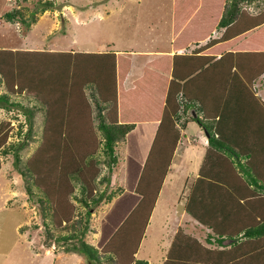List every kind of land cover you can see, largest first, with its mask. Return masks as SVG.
<instances>
[{
  "label": "trees",
  "instance_id": "obj_1",
  "mask_svg": "<svg viewBox=\"0 0 264 264\" xmlns=\"http://www.w3.org/2000/svg\"><path fill=\"white\" fill-rule=\"evenodd\" d=\"M253 1L224 0L220 4L215 26L224 31L217 41L244 37L264 23V5L258 6L256 13L242 8V4ZM49 9H54L50 0H38L34 10L27 15L20 6H12L2 14V18L8 23L22 24L27 32L30 24ZM238 46L235 42L234 49L226 48L214 61L215 56L211 57L205 67L206 61L195 57L192 68L183 76L178 75L173 67L164 71L159 59L156 62L161 64L160 69L152 68L150 71L154 75L149 76L152 84L146 88L141 81H136L129 89H124L122 85L129 69L128 54L0 48V87L13 92L18 88L32 94L36 103H33L31 111H42L40 141L28 158L22 161L19 156L21 147L27 140L33 139L34 120L28 108L24 110L25 138L0 147V154L12 155V165L21 178L27 200H35L41 218L51 217V226L64 230L62 234L56 233L44 224L48 244L61 246L65 252L79 253L87 264H148L145 260L135 259L134 253L177 143L176 112H186L196 106V116L190 119L207 135L205 161L213 170L211 179L214 177L226 184L219 187L220 196H207L204 205H212V200L219 201L220 209L225 212L224 218L235 217L236 222L239 216H235L233 211L237 207L241 210L245 207L252 214V222L257 225L240 232V238L245 236L247 239L238 243L229 237L230 231H234L228 226L231 223L222 224L224 231L230 230L224 234L216 229L213 220L208 222L205 217L206 224L199 217L200 213L188 206L186 211L211 228L217 235L214 240L226 249L207 250L200 247V250L188 244L182 255L193 259L194 264L204 260L211 264H239L240 260V264H243L245 255L253 252V258L259 262L252 264H264V178L260 177L264 176V135H258L261 130L264 133V102L251 87L264 71V49L241 51ZM178 59L180 55L172 56L174 63ZM212 66L215 68L210 69ZM200 70H207L215 77L214 85L210 86L218 97L213 110L204 104L212 102L202 95L205 87L193 100L186 96L189 95L188 82L194 76L198 77ZM157 88L162 94L156 101L149 96L148 89L152 90L153 95L157 94ZM182 96L183 100L180 98ZM15 105L8 101V94L0 92V108L9 109ZM138 106L143 110L150 109L151 117L158 119L149 154L135 187L141 197L103 245L97 248L84 241L86 233L93 231L89 221L90 211L102 200L108 202L112 197L111 193L105 194L104 189L94 187L96 181L108 183L106 176L97 179L101 169L98 149L101 146L103 161L110 172L117 161L115 147L133 128L132 110ZM199 112L204 116L199 117ZM227 129H243L244 133L238 132L240 136L235 141L230 138ZM0 145H3L2 138ZM213 154L220 158L216 167L211 164ZM203 172L204 166L201 164L198 174L201 176ZM229 178L238 180V183H228ZM75 186L78 195L74 193ZM227 187L235 191L241 189L240 194L244 192L245 198L233 197L235 192H230ZM115 189L120 190L119 187ZM72 200L78 202L83 208L82 212L79 210L73 214L70 211H74ZM219 207L214 209L219 210ZM200 211L206 213L205 209ZM243 223L241 221L240 225ZM209 238V235L206 236V239ZM187 240L192 243L190 238ZM257 244H263V253L247 250L249 245L255 248Z\"/></svg>",
  "mask_w": 264,
  "mask_h": 264
},
{
  "label": "rangeland",
  "instance_id": "obj_2",
  "mask_svg": "<svg viewBox=\"0 0 264 264\" xmlns=\"http://www.w3.org/2000/svg\"><path fill=\"white\" fill-rule=\"evenodd\" d=\"M7 1H9L11 7L20 6L22 12L27 15L32 10H34V6L38 0H0V48H13V46L19 47V45L21 47V45L26 41H39L41 39L37 38H39V36L42 34H44L45 36L51 26L52 32L50 34H47V36L43 38V42L41 43L43 44V49L47 47L46 44L48 41H52V39H54L53 42H57L56 46L59 45L62 46L61 49H67L63 50V52H71L69 48L74 46L78 47V51L76 52L81 53L97 51L107 52L113 51L115 49L138 52H142L144 49H149L154 52L163 51L165 50V48L170 49L171 43H165L164 40L165 38L166 41L170 39V35L168 33L170 30L169 22L171 15L173 16L172 22L175 25L176 33H182L189 27L198 32V29L196 27L201 21L204 20L203 22L205 23L203 25L207 32H205L206 36L203 38V40H200V44L202 46L204 44L202 42L206 41L210 35L213 34L212 36H218V31L222 30L221 28H217L215 26L217 18L216 20L212 21V23L206 22L212 20V18L208 19V16L211 17L213 15L214 17L216 15L215 5H217L218 3L222 4L224 2V0H221V2L220 0H117V4L119 7L117 8L115 0H50L54 5V9L45 10L42 13L41 17H37L38 20L35 23L30 24V31L27 33V39H24L21 43L22 40L20 38H22L26 34L24 26L18 22H13L7 26L4 25L2 14L11 8L4 6V2L6 3ZM260 5H264V0H255L251 3H244L242 4V8L246 9L249 12L252 11L256 13V10ZM198 16H200V19H198ZM208 26H210V28L207 29ZM261 27L262 26L259 25L254 31L248 33L244 37H234L232 38V40L220 42L221 44H219V46L214 47L217 48V51L219 50L221 52L226 48L234 49V43L236 42L237 44H239L238 47L240 49V46L244 47L248 41V38L258 30L260 31ZM173 29L174 28H172V31ZM221 35L222 31L219 35V38ZM61 36L63 37L62 39H60ZM73 37L76 42L75 45H71V40L73 39ZM192 39L194 38L192 37ZM176 41L177 44H181L183 42L180 37H178ZM58 42L62 43L60 44ZM200 44L197 43L196 40H193L191 42H187L185 44V48L183 46L180 49L184 51H192L197 48L198 45L200 46ZM260 49L258 48L257 50ZM132 58V64L136 69L134 74L129 78L127 84H129V82L134 78L135 80H137V82L139 81L140 76L138 75L140 74L141 67H143L146 62V60L142 57L133 56ZM148 58L151 59V56H149ZM156 58L162 60V56ZM209 59V57L202 58L203 62L206 61L204 67L207 65V60ZM150 64L151 63H148V65ZM146 68L151 70L153 66H151L150 68ZM203 70H200L198 72L200 74L198 75V77L195 78L194 76V82L196 79H199L200 76L207 73V70ZM193 73L195 72L193 71ZM147 77L149 78L148 80H151L148 74L144 77V79ZM143 87H149L148 81L146 84H144ZM158 88L160 89V87ZM159 89L157 94L153 95L152 90L150 91L148 89L149 96H151L156 101L162 94ZM14 90L15 92L8 91L3 86L0 87V92H5L6 94H8V101L13 102V104H17L15 105V107L13 106L9 109L0 108V138H2L3 141V145H0V147L6 145L10 141H16L17 139L22 140V138H25L23 136L26 130L24 110H26V108L30 109L34 107L33 103H36L32 94H28L26 93V91L20 90L18 88ZM194 90V83H188L189 95L186 96L194 97ZM204 90L205 91L202 93L203 96L209 98H211L210 95L212 94L216 96H214L213 98V103H204L206 107L210 106L213 110L215 108L214 105L216 104L218 97L216 93L212 91L210 85L205 87ZM153 91L155 92V90ZM148 92L146 91V93ZM180 98H182L183 100L184 96ZM32 99L34 100L33 102H31ZM194 107L196 110V106ZM31 112L34 120L32 127L33 139L27 140L26 144L23 145V147H21V149L19 150V156L21 157L22 161L28 158V156L33 152L35 147L38 145V142L40 141L38 137L41 133V126L43 124L41 121L42 111L32 110ZM176 113L177 115L175 116V123L177 126H175V128H177V131L179 132V142L181 136L187 138V145L184 148L186 152L184 164H187L188 166L186 169V172L189 171L188 176H190V173L192 172L194 174L196 173L199 178H204V180L208 178L211 179V173L213 172V170L205 161V154L208 150L205 141V139L207 138L206 134H204L205 136H203L202 132L200 131L197 135L195 133V131L197 130V127L195 125H191V132H186L183 128L185 127L187 121L191 120L189 112L179 111ZM202 115V112H199V117H201ZM151 128L152 127H149L147 130L137 131V134L130 133L125 135L124 140L120 142L117 147H115V155L118 162L116 161V166L113 167L110 172H108L107 167L103 161L104 155L101 153V146L99 147L97 157L101 161V169L97 179L101 176H106L108 177V183L96 181L94 187L97 190L104 189L105 194L111 193L112 195H115L117 193V190L115 188L118 187L119 182H121L120 185L125 190L130 189L129 187L133 183V178L135 177L139 162L142 159L145 148L147 147V141L150 138ZM227 132L229 133L230 138L235 141H237L240 136L238 132L244 133L243 129H240L239 131L227 129ZM182 145L183 139L180 143V146ZM179 151L180 148L177 149V155H179ZM212 159L213 163L211 164L215 165L216 167L217 162L220 159L219 155L213 154ZM192 161H195L196 164H193ZM0 162L3 164L2 170L0 171V264H87L86 260L79 253L77 254V252H65L63 250V247L61 246L55 245L53 243L48 244V240L45 237L44 224L50 229H54L51 226V217H47L43 220L39 215L38 205L37 203H35V200H27L21 178L18 173H16L15 168L12 165V155L10 153L6 155L0 154ZM201 164L202 166H204V172L201 173L203 175L200 176L198 174V171L196 172V169ZM173 165L174 164H172L171 167ZM190 168H193V170L191 171ZM186 172L182 173V177H176L174 174L171 176L169 175V178L172 181L169 184H173L177 192H180L185 188H190L191 183L185 181ZM260 177L264 178L263 175ZM74 193L78 195L77 186H75L74 188ZM127 195V192L124 193L123 197H120L117 203L114 204L110 215L103 218V222L101 224L102 233H105V230L108 228V226L110 227L113 221H116L118 219V216L120 215L119 212L121 211H117L116 213V210L119 209V207L117 208V204L118 202L126 200L125 198ZM10 198H12L11 202H8ZM188 200L190 201L192 200V198H189ZM71 202L74 206V211H70L73 212V214L74 212L76 214V212L79 210L81 212L83 211V208L78 204L77 201L72 200ZM102 202L103 200L99 204H101ZM209 206H216V204H209ZM94 209L90 211L89 221L91 223L94 222L95 218V215L93 213ZM240 210V207H237V209L233 211V213H235V216L240 213ZM249 213L250 212H248L245 217L246 221L240 225L241 227H243L242 231H233L229 233V237H232V239L234 241H238V243L239 241H244L247 239V237L245 236L242 237V239L239 238V235L241 234L240 232H244V229L257 225L256 222H252V214L248 215ZM199 217L205 221L207 219L208 222H212L213 220L216 225L219 222L218 215L206 216L200 214ZM239 218L241 217L239 216ZM207 221L205 222L206 224ZM23 224L25 225L18 230V225ZM174 224L175 222H173V219H171V221L167 223H165V220L162 218L159 220H152L150 225H152V228L155 229H153L154 231L152 230L151 232L153 234L154 232H156V230L160 229V227H164V229L166 227L170 228ZM198 224L205 227L197 228L196 236L202 237L200 242L198 241V246H200L202 249L207 250H213L221 247L219 246V242L217 240H214V237L216 238L217 236L215 232L211 228L206 226V224H201L200 222ZM190 225L191 223H188V226L183 223L180 224L182 233L189 234V237L192 236V233L190 232V229L192 228H190ZM205 229H208L209 231L205 232ZM53 232H60L62 234L64 233V230L54 229ZM86 235H90V232L86 233ZM206 235H209L210 238L206 239ZM95 240L97 241V238L95 236H93V238L89 237V239H87L86 236L84 237V241H86L87 243L91 242L92 244H94L96 242ZM175 240L178 241V238ZM188 244H190L191 246L190 241H188ZM256 246L257 247L252 248L249 245L247 250L252 249L257 253H259L260 251L261 253H263V244H257ZM225 249L226 247H224L222 250ZM163 251L165 252L166 249H163ZM172 251L173 249H170V253H172ZM256 252H254V254H257ZM143 253L144 250L141 247V249L139 248L138 250L136 258L135 255L134 258L142 259ZM68 254L70 256H68ZM247 254V256H252L253 252H249ZM238 263L240 264L241 261L239 260Z\"/></svg>",
  "mask_w": 264,
  "mask_h": 264
},
{
  "label": "crops",
  "instance_id": "obj_3",
  "mask_svg": "<svg viewBox=\"0 0 264 264\" xmlns=\"http://www.w3.org/2000/svg\"><path fill=\"white\" fill-rule=\"evenodd\" d=\"M221 2V0H220ZM113 3V1H112ZM116 3V7H118L117 4V0H115ZM4 6L5 7H11L9 4V1H7L6 3L4 2ZM219 9H220V3H218L217 5H215V12L216 15L213 17V15L210 17L208 16V19H211V21H207L206 23H212V21L218 20L219 18ZM42 15V14H41ZM41 15H39L41 17ZM107 16V15H106ZM172 15L170 18V30H169V35H170V39L168 41H166L165 38V43H171V48L167 49L165 48V50L163 51H158V52H154L151 51L149 49H144L142 52H138V51H131V50H113V51H107V52H111V53H115V54H128L129 55V69L123 79L122 85L124 89H129L131 86H133L135 84V82L137 80H135V78L133 80H131L128 83L129 78L134 74L135 72V67L132 64V57L133 56H137V57H142L143 59L146 60L145 65L143 67H141V71L140 74L138 76L139 77V81H142L143 84H146L148 81V84L151 85L152 82L150 80H148L149 78H145L144 77L148 74V76L153 77L154 75H152V73H150V69L149 72L146 70V67L150 66L152 64V62H154L153 68H157L160 69L159 67L161 66V64H159L158 62H156L157 60H159L156 57H161L162 56V67L164 69V71L166 70H170L171 67H173V70L178 73V75L183 76V74L185 72H188L189 69L192 68L193 63L195 62V57H213L215 56V59L219 58V50L217 51V48H215L214 46H219V44H221L219 41H217V39L219 38V35L221 34V31L223 32L224 29L221 28L222 30L218 31L219 34H217L218 36H212L210 35L206 41H203L202 43H204L201 46V39L203 40V38L206 36V29L204 27V23L203 21H199V25L196 27L198 29V32L194 31L193 28L189 27L188 29H186L184 32L182 33H176V28L175 25L172 22ZM198 19H200V16H198ZM38 20V19H37ZM4 21V20H3ZM11 23L5 22L4 21V25H10ZM5 26V27H6ZM261 30L255 32L252 34L251 37L248 38V42L245 44V46H240L241 51H249V50H257L258 48H263L264 49V23L261 24ZM172 28L173 31H172ZM210 28V26L207 27V29ZM30 31V29L26 32V34L20 38L23 42L24 39H27V33ZM52 32L51 26L47 31V34H50ZM47 34L44 36V34L40 35L39 38L37 39H41L39 41H26L24 44L19 45V47H14L13 49H43L44 47L42 46L43 44H41L43 42V38L47 36ZM180 37L181 40L183 41L181 44H177V38ZM192 37L194 39H192ZM63 37L61 36L60 39H62ZM192 39V40H191ZM54 39H52V41H48L47 42V47L45 49L48 50H59V51H63V50H67V49H61L62 46H56V43L53 42ZM193 40H196L197 43L200 44V46L198 45L197 48H195L194 50H188V51H184L180 48H182L184 46L185 48V44L187 42H191ZM199 41V42H198ZM225 42V41H224ZM58 43H62V42H58ZM193 43V42H192ZM209 43V44H208ZM75 39L73 37V39L71 40V45H75ZM180 45V46H177ZM213 47V48H212ZM11 48V47H10ZM69 50L71 52L73 51H78V47H70ZM157 51V50H156ZM211 51V52H209ZM97 52H105V51H97ZM154 53V54H153ZM156 54V55H155ZM158 55V56H157ZM173 55H180V59H178L179 61L174 63L172 60V56ZM151 56V59H149L148 57ZM141 58V59H142ZM140 59V58H139ZM156 62V64H155ZM148 63H151L150 65H148ZM174 63V64H173ZM192 64V65H191ZM160 65V66H159ZM207 66V65H206ZM215 67L212 66L210 69H214ZM170 78V77H169ZM215 78L212 74L209 73H205L202 76H200L199 79H196L195 82L189 81L188 83L192 84L194 83V93L195 96H198L202 90V87H206L208 85L213 86L214 83V79ZM252 89L255 93V95L262 101L264 102V71L263 73H261L253 82H252ZM212 91H213V87H211ZM188 93V92H187ZM143 94V93H142ZM148 94V93H147ZM189 94V93H188ZM213 94L210 95V99L213 102V98H212ZM191 100L194 99V97L189 96ZM216 97V96H215ZM195 102H192V104ZM196 104V103H195ZM194 107V106H193ZM190 107L187 112H189V115L194 117L196 116L195 113V107ZM152 111H150V109L146 110V109H140V107H135L132 110V118L131 120L134 122V126L133 128L127 132V134L130 133H134L137 134V131H142V130H147L149 127L151 128L150 131V138L147 141V147L145 148L144 154L142 156V159L139 162V165L137 167L136 173H135V177L133 178V183L132 185L129 187V190H125L124 188L121 187L120 183H118V187L120 188L119 191H117V193L115 195H112L110 201L108 202H102L101 204L97 205V207H95L93 213L95 215L94 218V222L91 223V227L93 228L92 232H90V235H85L87 237V239H89V237L93 238V236H95L97 238V241L92 244L91 242H89V244H92L93 246L100 248L101 245H103V243L106 241V239H108V237L115 231V229L118 227V225L121 223V220H123V218L135 207V205L137 204V202L139 201L141 195L139 194V192H137L135 190L137 181H138V177L139 174L141 172L142 166L144 165L145 160L147 159V156L149 154V149L150 146L152 144V141L154 139V134L158 125V119L156 117H151L150 113ZM190 125V126H189ZM191 125H195L197 127V130L195 131V133L198 135V133L201 131L203 136H205V132H203V129L201 130V128L192 120L187 121L185 127L183 129H185L186 132H191ZM177 126V125H175ZM180 130V129H179ZM184 132V131H183ZM181 132V133H183ZM126 134V135H127ZM264 135V133L262 132V130L258 133V135ZM189 137V136H188ZM198 138V137H197ZM183 139V145L180 146L181 140ZM138 141V140H137ZM196 141V140H195ZM194 141V142H195ZM206 141V139H205ZM187 145V138L181 136L180 137V142L179 139L176 143V146L173 150L170 162L167 166V169L165 171V174L162 178V181L159 185L158 191L155 195V199L151 208V211L149 213L146 225L144 227L143 230V235L138 243V247L137 250L135 251L134 255L136 258V255L138 253L139 248L144 250L143 253V258L142 260H145L148 264H194L193 263V259L191 260L187 255H182L183 252L185 251V247H187L188 245V240L187 238H190L192 243L191 245H194L195 248H199L200 246H198V241L200 242L201 240V236H196L197 234V228H205L201 225H199L198 221L196 219H194L187 211H186V207H194V211H198L201 215H218V220L219 222L216 225V229H219L222 231V233H228V231L230 230H234L235 232L241 231L242 227L240 226V222L244 221L245 222V217L247 215V211L245 209V207L243 208V210H240V213L237 214V216H240L241 218L238 219V221L236 222L234 220V218H224L225 216V212H223L220 209V204L219 201H213L212 205L216 206H206V204L204 205V203L206 202V198L207 196L210 195V197H218L220 196V186H225L226 184L224 183H220L219 180H215V178L213 177V179H206L204 180V178H199V176L195 173H190V176H188V172H186L187 169V164H184V158H185V146ZM118 146V145H117ZM180 148L179 151V155L176 154L177 149ZM184 150V152H183ZM196 159V158H195ZM118 162V161H117ZM116 162V164H117ZM193 164H196L195 161H192ZM174 164L172 167L171 165ZM2 166L3 164L0 162V171L2 170ZM116 166V165H115ZM199 166L196 169V172L198 171ZM171 169V171H170ZM191 171L193 170V168H190ZM170 171V172H168ZM183 172L185 173V181H188L191 183L190 188H185L183 190H181L180 192H177V190H175L176 188L172 185H170L169 183L172 182L171 179L169 178V175H175L176 177L178 176H183ZM172 173V174H171ZM189 179V180H188ZM228 183H232V184H237L238 180H235L234 178H229ZM187 182V183H188ZM11 187V186H10ZM228 190H230V192H235L234 189H231V187H227ZM174 190V191H173ZM238 192H235L232 194L233 197L236 198H245L246 194L244 192L241 193V189L240 191L237 190ZM10 192V191H9ZM128 193V195L126 196V200L122 201V202H118L117 204V208L119 207L117 211H121L119 212V216L118 219L116 221H113L112 225L105 230V233H102V227L101 224L103 222V218L105 216H109L110 212L112 210V208L114 207V204L117 203V201L120 199V197H123L124 193ZM219 194H216L218 193ZM224 192V191H222ZM229 191H226V193H228ZM230 195V194H229ZM235 195V196H234ZM189 198H192V200H188ZM10 198L8 200V202H11ZM241 200V199H240ZM3 201V200H2ZM5 201V198H4ZM207 203V202H206ZM214 207H216L219 210H215ZM5 209V207H4ZM206 210V213L201 212L200 210ZM210 209L212 211H210ZM209 210V212H208ZM221 210V211H220ZM216 212V213H215ZM92 213V215H93ZM250 215V213L248 214ZM164 219L165 223L171 221V219H173V222H175V224L173 226H171L170 228L166 227L164 229V227H160V229L156 230V232H154L152 234V230L155 228H152V225H150V223L152 222V220H159V219ZM223 218H224V222H223ZM189 219V220H188ZM183 223L185 225L188 226V223H191L190 225V232L192 233V236L189 237V234H183L180 228V224ZM226 223H231L228 226H230L233 229L230 230H226L224 231L222 229V227L224 225L222 224H226ZM23 225H18V230L20 229V227L24 226ZM101 227V228H100ZM237 228V229H236ZM154 231V230H153ZM205 232L209 231L208 229L204 230ZM22 232V231H21ZM233 232V231H230ZM89 233V232H88ZM167 234V235H166ZM167 236V238H166ZM176 236V237H175ZM208 236V235H206ZM241 235H239L240 238ZM184 237V239H183ZM178 238V241H176L175 239ZM242 239V238H241ZM243 243V241H241ZM202 245V244H201ZM53 247V246H52ZM224 247H219L215 250H222ZM54 249V248H52ZM163 249H166V251L164 252ZM170 249H173L172 253H170ZM201 250V249H200ZM212 250V249H211ZM74 253V252H71ZM247 253V252H246ZM73 255V254H71ZM68 256H70L68 254ZM75 257V256H74ZM255 256H247V254L245 255L244 259H243V264H252V263H256L259 262V260L253 258ZM79 259V258H78ZM201 263H197V264H211L210 262L204 260V261H200Z\"/></svg>",
  "mask_w": 264,
  "mask_h": 264
},
{
  "label": "water",
  "instance_id": "obj_4",
  "mask_svg": "<svg viewBox=\"0 0 264 264\" xmlns=\"http://www.w3.org/2000/svg\"><path fill=\"white\" fill-rule=\"evenodd\" d=\"M207 136V135H206Z\"/></svg>",
  "mask_w": 264,
  "mask_h": 264
}]
</instances>
